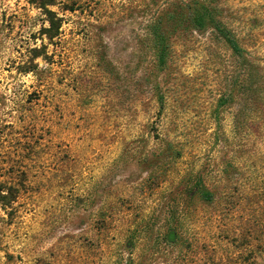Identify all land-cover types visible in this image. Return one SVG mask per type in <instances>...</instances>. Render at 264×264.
<instances>
[{
  "label": "rangeland",
  "instance_id": "rangeland-1",
  "mask_svg": "<svg viewBox=\"0 0 264 264\" xmlns=\"http://www.w3.org/2000/svg\"><path fill=\"white\" fill-rule=\"evenodd\" d=\"M0 168V264H264V0H0Z\"/></svg>",
  "mask_w": 264,
  "mask_h": 264
},
{
  "label": "trees",
  "instance_id": "trees-1",
  "mask_svg": "<svg viewBox=\"0 0 264 264\" xmlns=\"http://www.w3.org/2000/svg\"><path fill=\"white\" fill-rule=\"evenodd\" d=\"M185 12H187L188 19L187 22L190 25V31L199 32L201 34L206 33L207 31L213 32L216 35L218 40L223 41L232 51L233 53L243 60L244 68L247 69L249 73V81L250 87L249 92L253 91L254 86L256 85V79L258 75L257 68L255 67L252 60L247 59L246 50L241 45L240 40L237 36L221 21V16L219 15L218 10L213 7L211 4L206 3H191L188 4L185 8H183ZM177 13L173 15L175 18ZM51 26L54 27V23L52 20H49ZM168 27H163L160 23L155 25L153 40L156 48L155 57L157 66L161 70L167 69V65L171 58V39L173 34L169 32ZM60 35L59 29H57L56 34L54 36H50L49 39L52 41L55 37ZM227 103L233 101V97L231 100H226ZM166 149L164 152L157 158L160 159V163L173 162L177 158L178 154L174 151V145L172 142H167ZM177 151V150H176ZM4 176V168H0V179ZM195 192L194 195L205 205H213L215 201V193L209 189V187L204 182L202 177H198L194 182ZM5 187L3 183L0 182V205L3 208H11L14 203L17 202L18 196L13 194H7L4 191ZM8 191V190H7ZM175 214H173L170 218L171 222L175 220ZM176 233V231H175ZM177 236V234H176Z\"/></svg>",
  "mask_w": 264,
  "mask_h": 264
}]
</instances>
